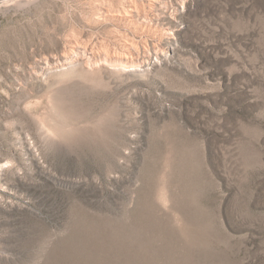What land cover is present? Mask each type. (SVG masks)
<instances>
[{"label": "rangeland", "instance_id": "rangeland-1", "mask_svg": "<svg viewBox=\"0 0 264 264\" xmlns=\"http://www.w3.org/2000/svg\"><path fill=\"white\" fill-rule=\"evenodd\" d=\"M0 264H264V0H0Z\"/></svg>", "mask_w": 264, "mask_h": 264}]
</instances>
